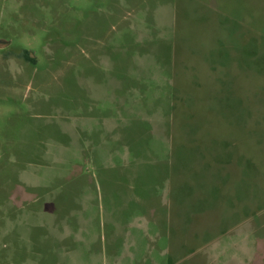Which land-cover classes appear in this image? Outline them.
I'll use <instances>...</instances> for the list:
<instances>
[{
  "label": "rangeland",
  "instance_id": "rangeland-1",
  "mask_svg": "<svg viewBox=\"0 0 264 264\" xmlns=\"http://www.w3.org/2000/svg\"><path fill=\"white\" fill-rule=\"evenodd\" d=\"M0 264H264V0H0Z\"/></svg>",
  "mask_w": 264,
  "mask_h": 264
},
{
  "label": "trees",
  "instance_id": "trees-1",
  "mask_svg": "<svg viewBox=\"0 0 264 264\" xmlns=\"http://www.w3.org/2000/svg\"><path fill=\"white\" fill-rule=\"evenodd\" d=\"M24 58H25L26 60H28V61L33 62V63L36 62L35 59L31 57V55H30V53H29L28 51H25V52H24Z\"/></svg>",
  "mask_w": 264,
  "mask_h": 264
},
{
  "label": "crops",
  "instance_id": "crops-1",
  "mask_svg": "<svg viewBox=\"0 0 264 264\" xmlns=\"http://www.w3.org/2000/svg\"><path fill=\"white\" fill-rule=\"evenodd\" d=\"M65 249H63V251H64ZM66 251V250H65ZM66 253H71V252H68V251H66Z\"/></svg>",
  "mask_w": 264,
  "mask_h": 264
}]
</instances>
